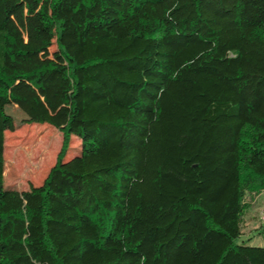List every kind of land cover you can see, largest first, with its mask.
I'll return each mask as SVG.
<instances>
[{
  "label": "trees",
  "instance_id": "16d2710c",
  "mask_svg": "<svg viewBox=\"0 0 264 264\" xmlns=\"http://www.w3.org/2000/svg\"><path fill=\"white\" fill-rule=\"evenodd\" d=\"M18 1L0 0V264H264L240 241L264 190V0H51L52 54L10 31ZM10 105L63 135L26 191L4 188Z\"/></svg>",
  "mask_w": 264,
  "mask_h": 264
},
{
  "label": "rangeland",
  "instance_id": "374dc122",
  "mask_svg": "<svg viewBox=\"0 0 264 264\" xmlns=\"http://www.w3.org/2000/svg\"><path fill=\"white\" fill-rule=\"evenodd\" d=\"M51 0H19L21 21L12 20L10 31L26 51L57 49L56 30L49 18ZM4 188L26 191L39 186L56 163L63 135L48 124L27 123V116L14 105L6 109ZM80 139L71 138L65 160L78 155ZM244 202L249 205L244 215L243 235L240 241L264 246V190L247 193Z\"/></svg>",
  "mask_w": 264,
  "mask_h": 264
}]
</instances>
